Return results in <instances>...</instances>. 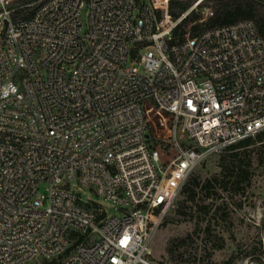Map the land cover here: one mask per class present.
Returning <instances> with one entry per match:
<instances>
[{
  "label": "built area",
  "instance_id": "built-area-1",
  "mask_svg": "<svg viewBox=\"0 0 264 264\" xmlns=\"http://www.w3.org/2000/svg\"><path fill=\"white\" fill-rule=\"evenodd\" d=\"M223 1L0 0V264H148L194 172L264 132V36L207 27Z\"/></svg>",
  "mask_w": 264,
  "mask_h": 264
},
{
  "label": "rangeland",
  "instance_id": "rangeland-1",
  "mask_svg": "<svg viewBox=\"0 0 264 264\" xmlns=\"http://www.w3.org/2000/svg\"><path fill=\"white\" fill-rule=\"evenodd\" d=\"M235 152L251 165L249 180L238 189L222 188L223 155L208 159L191 176L200 183L194 201L189 202L193 215H181L177 204L152 239L148 264H224L232 258L235 264H264L259 253L264 229V147L256 143ZM207 181L214 185L209 197L203 189ZM184 199L181 195L178 203Z\"/></svg>",
  "mask_w": 264,
  "mask_h": 264
},
{
  "label": "trees",
  "instance_id": "trees-1",
  "mask_svg": "<svg viewBox=\"0 0 264 264\" xmlns=\"http://www.w3.org/2000/svg\"><path fill=\"white\" fill-rule=\"evenodd\" d=\"M214 17L207 22V27H219L225 25H231L243 20H252L256 23L260 33L264 36V0H229L219 2L214 7ZM197 17L194 19L196 20ZM193 20V21H194ZM201 26L193 27L192 30L198 31ZM260 143L264 147V132L250 138L238 144L235 147L230 148L226 153L222 154L220 161V168L225 178L220 182L222 188L227 189L229 185H232L234 189H238V186L242 181L246 182L251 177V165L247 163L246 157H243L240 153L235 151L238 149H248L249 147ZM237 180L233 183L227 178ZM216 183H219L216 181ZM200 183L197 178H191L189 183L184 187L182 196L185 198L183 201L178 203V211L181 215H193L189 202L194 201L196 197V191ZM214 185L211 181H207L203 189L208 191L207 196H212L211 190L214 189ZM205 212L208 208H203ZM260 255H264L261 249L259 250ZM236 259L232 258L230 261L224 264H235Z\"/></svg>",
  "mask_w": 264,
  "mask_h": 264
}]
</instances>
